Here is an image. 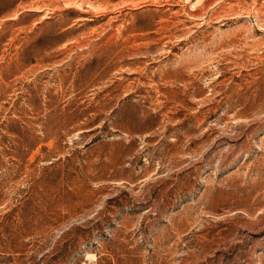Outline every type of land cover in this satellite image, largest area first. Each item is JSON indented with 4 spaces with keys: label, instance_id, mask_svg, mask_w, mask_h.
Instances as JSON below:
<instances>
[{
    "label": "rangeland",
    "instance_id": "1",
    "mask_svg": "<svg viewBox=\"0 0 264 264\" xmlns=\"http://www.w3.org/2000/svg\"><path fill=\"white\" fill-rule=\"evenodd\" d=\"M201 1L0 0V264H264V0Z\"/></svg>",
    "mask_w": 264,
    "mask_h": 264
},
{
    "label": "bare ground",
    "instance_id": "2",
    "mask_svg": "<svg viewBox=\"0 0 264 264\" xmlns=\"http://www.w3.org/2000/svg\"><path fill=\"white\" fill-rule=\"evenodd\" d=\"M209 4H210V0H203V1L200 2L199 8L201 7L203 9V8L207 7ZM192 13H191V15L193 17H197V14L196 13L195 14H192Z\"/></svg>",
    "mask_w": 264,
    "mask_h": 264
}]
</instances>
